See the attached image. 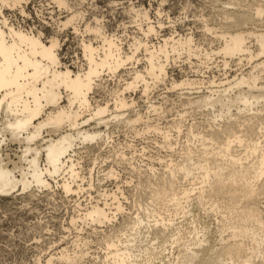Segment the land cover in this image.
I'll return each mask as SVG.
<instances>
[{
    "label": "bare ground",
    "instance_id": "1",
    "mask_svg": "<svg viewBox=\"0 0 264 264\" xmlns=\"http://www.w3.org/2000/svg\"><path fill=\"white\" fill-rule=\"evenodd\" d=\"M26 1L0 0V195L25 192L33 186L50 189L49 179L60 176L65 178L61 186L64 192L75 193L74 185L85 180L75 158L80 150L89 152L108 145V129L112 126L122 123L134 129L137 124H146L147 132L154 130L162 135L164 149L178 153L177 159L171 158L161 168L151 165L147 172L144 169L143 180L141 170L136 171L141 177L136 188L148 195L147 202H135L136 213L128 214L115 193H104L103 199L89 204L83 214L71 220L74 226L82 222L110 229V235L104 237L106 255L101 263L142 264L145 256L153 257L161 246L150 242L151 246L143 249L141 243L148 238L146 235L161 241L160 237L165 239L172 229L164 242L170 244V251L176 247L181 250L176 258L172 253L169 264H264V208L260 205L264 199V31L243 29L242 25L253 21L250 17L227 18L238 25L236 30L218 33L207 27L220 45L202 55L194 47L192 36L165 37L152 44L149 38L157 36L158 29L148 13L141 11L148 22L143 30L147 41L135 39L128 52L121 40L107 35L104 27L88 26L86 32L92 33L95 40L81 41L82 59L75 71L63 63L56 33L45 40L42 32L16 27L4 15V9ZM54 1L60 8L68 6L65 0ZM77 18L73 13L59 21V29L74 27L78 33ZM141 50L145 51V61L140 70L136 64L140 63ZM184 53L205 63L213 56L222 57L225 67L233 59L251 65L249 71L219 82L173 80L172 89L195 92V97L187 100L189 109L209 111L212 117L207 130H201L196 123L184 124V115L168 128L153 127L149 121L144 122L145 116L135 113L136 102L125 97V93L136 91L140 85L148 94L151 84L165 82L171 61ZM128 65L135 67L128 71ZM122 70L129 73V78L124 80L123 90L112 95L113 105L96 104L92 94L102 87L105 76L116 77ZM152 110L157 112L158 108L153 106ZM183 135L185 141L178 150ZM13 142L23 147V153L20 162L10 169L3 148ZM113 169L106 176L117 178ZM220 198L231 206L223 209L218 203ZM192 203L200 209L209 205L211 214L220 215L218 244L211 245L207 227L200 228L198 221L192 222L191 239L182 228H173L178 226V216L185 218L192 213ZM119 217L123 218L121 223ZM64 251L61 250L60 260L66 264H77L86 256L80 253L71 257ZM52 262L51 258L46 263ZM160 264H166L164 259Z\"/></svg>",
    "mask_w": 264,
    "mask_h": 264
},
{
    "label": "rangeland",
    "instance_id": "2",
    "mask_svg": "<svg viewBox=\"0 0 264 264\" xmlns=\"http://www.w3.org/2000/svg\"><path fill=\"white\" fill-rule=\"evenodd\" d=\"M65 1L68 6L60 8L54 0H27L15 8L4 9V15L16 27H22L27 31L42 32L45 40L56 33L61 43V59L64 64L75 71L78 68L76 65L82 59L81 41L83 39L95 40L92 33L86 32L88 26L92 28L104 27L107 35L115 36L121 40L128 52L135 39L147 41L143 30L147 29L148 22L140 14L141 11L148 13L151 23L158 29V35L149 38L152 44H158L165 37L186 38L192 36L195 41L194 47H198L202 55L208 49L207 52H212V49L213 51L217 50L220 45L215 34L207 32V27L216 29L215 31L218 33L225 30H236L238 25L227 18L250 17L249 19L253 21L246 26L242 25L243 29L264 31V0ZM73 13L78 15L75 25L80 31L75 32L74 27L60 30L59 21H65ZM159 23L163 26L162 28H159ZM144 56L145 51H139L140 63L136 64V67L140 70L144 67ZM173 61L168 68L170 75L165 82L151 84L153 88L150 87L148 94H144L142 85L136 91L125 93L127 100L136 102L135 113L145 116L144 122L149 121L148 124H152L153 127L157 125L160 128H168L184 115V124L196 123L201 130H207L212 117L208 113L209 111L189 109L187 100L190 97L194 98L193 93L195 92L188 89H172L173 80L199 79L205 83L214 79L221 81L232 78L240 72L245 73V70L249 71L251 67L247 61L240 63L238 59L229 60V66L225 67L222 57L219 56H213L208 63H205L197 57H189L185 53ZM134 67L135 65H128L127 69L131 71V68ZM125 73L126 71L122 70L116 77L105 76L106 81L102 87L92 94L96 104H106L107 102L110 106L113 105L112 95L120 89L123 90L124 80L129 78V73ZM261 105L258 106L260 109ZM153 106L158 108L157 112L152 110ZM126 114L133 115V112ZM125 126L120 123L118 126L108 129L111 137L108 145L89 152L80 150L76 155V162L80 164L79 172L85 180L84 182L78 180V184L74 185L75 193L64 192L61 186L65 178L60 176L49 179L50 189H38L33 186L25 192L16 191L9 195H0V264H47L46 262L51 258L53 259L51 264H66L60 260L61 250H66L63 253H68L71 257L84 253L86 256L77 264H102L101 261H104L106 255L104 237H107L110 229L106 226L82 222H77L74 226L71 223L72 218H78L83 214L89 204L100 201L104 193L107 195L115 193L125 207L126 213L135 214L137 211L135 202L146 203L148 199L145 192L136 188V184L139 182L137 180H140L141 177L142 180L144 178L143 170L145 169L144 171L147 172L148 166L151 165L161 168L171 158L177 159L178 157L177 152L176 154L161 146L163 138L160 133L154 130L146 131V124H137L134 129ZM101 129L106 130L104 127ZM44 137L49 138L47 132L44 133ZM183 138L184 135L179 138L181 144L179 143L176 149L180 150L182 147L185 141ZM22 153L23 147L16 142L3 148L5 163H9L10 169L14 168V163L20 162L19 157L22 156ZM122 153L124 157L121 156ZM24 165L25 163H23ZM112 167L117 172V178L106 176L107 172L113 169ZM131 170H133L132 173ZM136 171L141 173V177L137 176L140 173ZM90 184L92 187L89 186ZM78 186L83 189L78 190ZM218 203L223 209L231 206L228 200L222 198L218 199ZM192 205L189 208L192 213L187 215V218L182 215L178 216L179 218L177 217L175 222V225L178 226L173 228L175 230L182 228L183 234L191 239L193 236L190 237L189 233L194 227L192 222L198 221L197 226L207 227L205 229H207L209 235L207 237L210 239L211 245L218 244L221 237L220 215L211 214L207 207L209 205L202 209L197 204L192 203ZM260 205L264 208L263 198ZM205 209L209 213H206ZM121 219L123 218L119 217V223L122 222ZM171 231L173 230L167 232L168 237ZM146 237L148 238H145V242L143 240L141 243L143 249L151 246L150 242L156 247L160 244L161 246L157 248L153 257L145 256L148 259L144 257L142 264H160L162 259H164V263L169 264L181 250L176 247L174 251H170V244L164 242L169 239L168 237L165 239L160 237L161 241L160 239L155 241L153 236L146 235ZM169 253L171 254L168 255Z\"/></svg>",
    "mask_w": 264,
    "mask_h": 264
}]
</instances>
